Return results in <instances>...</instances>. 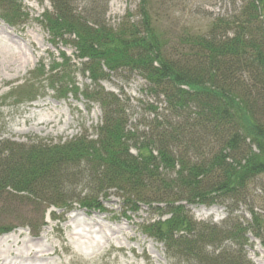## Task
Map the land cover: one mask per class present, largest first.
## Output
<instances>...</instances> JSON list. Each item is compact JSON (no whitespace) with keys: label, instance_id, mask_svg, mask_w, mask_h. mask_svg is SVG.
<instances>
[{"label":"trees","instance_id":"1","mask_svg":"<svg viewBox=\"0 0 264 264\" xmlns=\"http://www.w3.org/2000/svg\"><path fill=\"white\" fill-rule=\"evenodd\" d=\"M47 1L41 23L52 45L69 43L75 59L83 60L82 74L92 87L82 95L99 105L101 121L94 134L63 142L0 141V218L23 201L43 207L40 222L51 207L102 211L115 195L124 213L142 205L156 210L158 219L143 231L163 244L168 257L252 264L242 246L251 234L264 248L260 217L253 212L247 224L233 219L218 226L196 221L188 206L231 207L264 176V0H241L230 16L216 18L204 31L182 28L177 35L159 26L150 0H139L138 20L128 16L116 27L105 20L106 5L92 3L79 12L74 0ZM0 18L9 26L26 19L22 0H0ZM60 58L46 74L64 97L76 88L65 82L70 59L64 53ZM125 70L138 73L145 92L165 104V114L154 115L142 130L131 128L121 97L101 85ZM79 185L85 193L77 191ZM11 230L0 225V235ZM226 241L237 249L229 250Z\"/></svg>","mask_w":264,"mask_h":264},{"label":"rangeland","instance_id":"2","mask_svg":"<svg viewBox=\"0 0 264 264\" xmlns=\"http://www.w3.org/2000/svg\"><path fill=\"white\" fill-rule=\"evenodd\" d=\"M240 1L150 0L153 17L162 29L172 32L173 35L179 34L182 28L190 33L204 31L216 18L230 16L240 6ZM92 3L99 9L106 5L105 20L113 27L128 16L132 21L138 20L139 0L73 1L79 12L86 10ZM22 7L27 13V18L15 26H9L0 18V141L10 140L23 144L56 143L70 140L82 133L94 134L101 121V110L97 103L86 101L82 95L86 89L92 87L86 74H82L83 60L75 59L74 48L69 43L67 47L61 44L52 45L50 36L41 23L42 13L50 8L47 0L42 3L37 0H22ZM61 53L70 59L68 67H65V74H69L65 82L70 80L73 88H76L75 93L70 91L64 97L59 95L63 88L52 85L46 74L50 72V67L61 64ZM101 85L106 91L121 97L131 128L136 126L138 130H142L144 123L154 115L165 114V104L161 99H155L145 92L146 82L136 72L118 71L110 74ZM71 87L68 86V89ZM21 88L31 89L32 95L27 94L31 95L28 97L18 94ZM45 100L50 102L51 109L47 106L31 112L35 104ZM151 107H157L156 113L151 111ZM58 110L61 111L58 124L50 123L45 127L33 125L40 117L46 118L44 115L53 117ZM28 114H32V117L23 120ZM65 119L70 124L62 130ZM81 190L85 193L84 185L77 186V191ZM243 198L231 207L218 202L211 206H188V210L196 221L210 222L218 226L233 219L247 224L253 212L264 221V176L250 183ZM34 207L24 204L23 201L11 208L12 214L0 218V225H8L12 229L1 234L0 238L15 235L17 239L20 233L17 245L13 244L10 252L1 254L0 264H30V261L13 258L11 254L19 249L24 238L49 243L54 247L47 253L46 260L40 261L39 264H191L168 257L163 244L143 231V227L149 222L158 219L153 208L142 205L135 213H124L121 198L110 195L102 211H86L77 204H72L71 210L65 213L59 210L53 212L54 209L49 208L40 222L43 207ZM71 216L87 221L94 220L104 229L110 227L117 230L122 227L125 234L113 235L109 242L102 241L101 250L91 252L82 249L68 235L71 229L69 226L72 224L69 220ZM29 226L35 228L34 230L39 227L35 235L30 232L32 228ZM93 236L98 238L99 234L94 233ZM247 237V244L242 246L243 254L252 264H264V248L259 240L251 234ZM257 244L261 251L256 250ZM224 245L229 250L237 249V245L232 241H226ZM21 254H24V250H21Z\"/></svg>","mask_w":264,"mask_h":264},{"label":"bare ground","instance_id":"3","mask_svg":"<svg viewBox=\"0 0 264 264\" xmlns=\"http://www.w3.org/2000/svg\"><path fill=\"white\" fill-rule=\"evenodd\" d=\"M49 105H50V102L46 100L42 101L40 103L35 104L32 107L33 109H31V112L38 110V108H43L47 106H48V109H51ZM31 115L32 114L25 115L23 117V120L31 118L32 117ZM60 115H61L60 110H58L56 114H54L53 117H48L44 115V117L46 118L40 117L39 119L35 120V123L33 125L34 126L43 125L45 127V126H48L50 123L58 124ZM69 124L70 122L67 119H65L64 124L62 126V130L68 127ZM41 128L43 129V127ZM51 128H53V126H51ZM69 220L72 223L69 226L71 227V229L68 232V235L71 238V240L75 244H77L79 248L87 249L91 252L101 250L103 248L102 241L109 242L113 235H117L119 233H121V235L125 234L122 227H118L117 230L114 228H110V227H106V229H104V227L100 223L94 220L87 221L86 219L85 220L80 219L76 216H71ZM94 233L99 234V237L96 238L95 236H93ZM19 234L20 233H18V236ZM18 236H17V239H18ZM17 239L15 238V235H7V236L0 238V256L5 251L10 252L11 251L10 247L12 248L13 244L17 245L18 243ZM52 249H54V247L49 243L31 241L29 239L24 238L20 244L19 249L16 250V252H11V254L13 255V258H19V259L23 258L24 261H30V264H39L40 261L46 260V258L48 257L47 253L49 252V250H52ZM21 250H24L23 255L21 254ZM256 250L261 251V248L258 246V244L256 246ZM254 261L257 263L256 260Z\"/></svg>","mask_w":264,"mask_h":264}]
</instances>
